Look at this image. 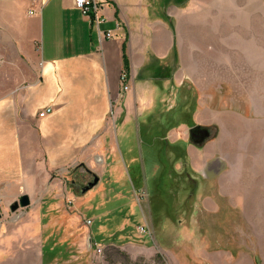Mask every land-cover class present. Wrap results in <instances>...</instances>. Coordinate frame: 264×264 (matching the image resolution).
Segmentation results:
<instances>
[{
	"label": "crops",
	"instance_id": "obj_1",
	"mask_svg": "<svg viewBox=\"0 0 264 264\" xmlns=\"http://www.w3.org/2000/svg\"><path fill=\"white\" fill-rule=\"evenodd\" d=\"M188 2L107 0L97 23L74 0H0V210L23 195L36 209L48 197L67 196L74 212L84 213L93 195L98 206L125 200L126 177L142 180V165L154 180L159 169L173 179L175 151L194 153L191 126L201 124L206 111L216 116L214 107H200L203 95L190 90L203 92L206 74L188 64L167 21L173 8ZM48 107L53 112L40 117ZM204 164L193 161L198 171ZM88 170L99 183L83 193L74 179ZM68 179L73 192L63 191ZM54 208L63 212L62 204Z\"/></svg>",
	"mask_w": 264,
	"mask_h": 264
},
{
	"label": "rangeland",
	"instance_id": "obj_2",
	"mask_svg": "<svg viewBox=\"0 0 264 264\" xmlns=\"http://www.w3.org/2000/svg\"><path fill=\"white\" fill-rule=\"evenodd\" d=\"M176 8L167 16L175 40L179 33L186 61L206 74L204 91L190 90L203 95L201 108L216 109L215 118L206 111L191 126L194 153L175 151L173 179L159 169L154 180L142 165V180L126 177L125 200L98 206L93 195L84 213L67 196L48 197L41 209L0 210V264H264V0ZM195 126L209 132L202 143L191 135ZM81 175L74 180L85 186ZM63 186L75 187L69 179Z\"/></svg>",
	"mask_w": 264,
	"mask_h": 264
},
{
	"label": "built area",
	"instance_id": "obj_3",
	"mask_svg": "<svg viewBox=\"0 0 264 264\" xmlns=\"http://www.w3.org/2000/svg\"><path fill=\"white\" fill-rule=\"evenodd\" d=\"M75 7L79 9L84 15L91 18L93 21H96L97 23L100 22V12L104 8L105 5H107V0H74ZM107 38H113V33L111 31H107L104 34ZM128 80V75L126 72H123L121 75V81L123 83V90H128V85L126 84ZM53 107L45 108L43 111L40 112V117H46L47 115L51 114L53 112ZM92 220H87V225H92ZM96 245H98L96 243Z\"/></svg>",
	"mask_w": 264,
	"mask_h": 264
},
{
	"label": "water",
	"instance_id": "obj_4",
	"mask_svg": "<svg viewBox=\"0 0 264 264\" xmlns=\"http://www.w3.org/2000/svg\"><path fill=\"white\" fill-rule=\"evenodd\" d=\"M191 135L197 143H202L208 136L207 129H203L200 126H195L191 129ZM99 183V177L94 175L93 179L82 187V192L85 193L94 188ZM80 187V186H79ZM31 205V199L28 195H23L13 202L10 206L12 212H17L20 208H27ZM2 212L0 211V219L2 218Z\"/></svg>",
	"mask_w": 264,
	"mask_h": 264
},
{
	"label": "flooded vegetation",
	"instance_id": "obj_5",
	"mask_svg": "<svg viewBox=\"0 0 264 264\" xmlns=\"http://www.w3.org/2000/svg\"><path fill=\"white\" fill-rule=\"evenodd\" d=\"M81 174H82L81 178L84 180V181H82L83 185H85V182L87 184L93 179V175H92V173L89 170L88 171H84ZM74 183L77 184L75 181H74Z\"/></svg>",
	"mask_w": 264,
	"mask_h": 264
},
{
	"label": "trees",
	"instance_id": "obj_6",
	"mask_svg": "<svg viewBox=\"0 0 264 264\" xmlns=\"http://www.w3.org/2000/svg\"><path fill=\"white\" fill-rule=\"evenodd\" d=\"M124 60H125V66L128 67V60L125 54H124Z\"/></svg>",
	"mask_w": 264,
	"mask_h": 264
}]
</instances>
